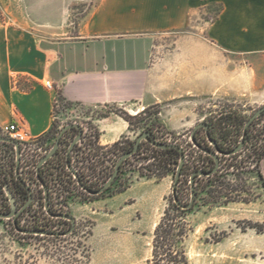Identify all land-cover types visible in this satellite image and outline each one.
Returning a JSON list of instances; mask_svg holds the SVG:
<instances>
[{"label":"crops","instance_id":"crops-1","mask_svg":"<svg viewBox=\"0 0 264 264\" xmlns=\"http://www.w3.org/2000/svg\"><path fill=\"white\" fill-rule=\"evenodd\" d=\"M209 3L219 6L206 28L209 41L176 39L167 46L156 40L184 29L192 12ZM80 4L86 10L70 33V10ZM224 52L264 54V0H0V128L22 123L31 136H42L54 123L59 91L74 105H113L130 114L158 105L161 123L189 129L205 94L216 93ZM17 78L31 81L30 89ZM86 119L99 146L132 139L129 123L112 111ZM135 186L145 210L126 212L135 197L115 206L130 223L148 219V227H135L143 232L156 224L164 185L131 183L111 198Z\"/></svg>","mask_w":264,"mask_h":264},{"label":"rangeland","instance_id":"rangeland-1","mask_svg":"<svg viewBox=\"0 0 264 264\" xmlns=\"http://www.w3.org/2000/svg\"><path fill=\"white\" fill-rule=\"evenodd\" d=\"M218 8V4L209 3L195 10L184 29L158 34L156 40L167 46L176 39L200 38L209 41L206 28L216 16ZM85 10L86 6L83 4L74 6L70 10L68 20L70 33L74 32V27ZM161 50L167 49L161 48ZM221 70V81L216 93L214 96L205 94L197 107L198 113L194 114L196 119L194 125L198 122L228 123L225 115H240L248 119L264 105V54L250 59L246 55L224 52ZM16 83L22 87L32 84L31 81H22L21 78H17ZM209 86L206 79V89ZM112 110L120 111V108L113 105L85 107L74 105L64 99H59L58 106L53 105L55 135L67 123L75 122L86 127L89 138L78 144L74 157L84 159L76 167H81V171H85L84 179L93 182L96 186L102 185L105 175L112 173L114 169L112 163H115L117 158L115 160V156H111L108 162L105 160L106 153L110 155L111 153L107 148L96 144L94 135L97 129L90 124L86 116H100ZM156 110L157 107L152 106L138 114L127 112L133 115L130 140H135L141 132L153 128L157 133L155 139L165 143H179L185 149V162L189 168L182 176L178 188L183 194L182 200L188 201L189 173L195 167L207 165L206 154L194 146L190 139L194 125L185 130H171L158 120ZM251 123L254 140L259 145L264 141V110ZM0 137L9 136L0 128ZM197 138L202 144L210 145L204 129H199ZM54 142L55 137L45 139L41 145L42 149H49ZM10 148L9 145L0 143V167L2 171L14 174L15 154ZM218 156L221 169L231 161L234 163L240 159L245 160V152L235 159L220 153ZM154 162L155 156L151 147L143 143L142 148L123 163L121 172L118 173L119 176L111 187L98 195H91L81 189L75 178L69 176L65 170H61L57 164L50 165L48 172L51 171V174L47 176L55 177L56 181H51L49 187L58 206L63 210L67 209L74 218V233L57 239L46 234L26 235L13 228L11 219L0 218V264H83V243L89 254L88 264H149L151 235L155 226L143 232L136 230L135 227H148L149 220L145 218L146 220L138 223H130L123 220L122 211L115 206L116 201L119 202L123 197H126V200L135 197L137 199L135 205L126 212L134 210L143 212L145 205L140 199L141 190L135 186L116 199L111 197L117 190L130 186L131 183L136 185L162 180L165 194L155 210L157 224L164 208L172 202L171 188L174 177L173 165L170 163L166 165L167 174L159 180L147 175L142 176L140 173L147 174L154 169L153 166H148ZM21 163L24 167L22 170L19 168L18 175L23 176L31 187H37V182L30 172L31 170L33 172L30 164L33 165L35 162L31 161L28 165ZM248 165L238 175L237 170L232 166L229 168L230 173L227 174V179L241 188V197L244 200L210 205L206 202L208 193L204 190L200 194L198 205L188 212L187 219L192 227L185 242L189 264H264V231L257 232L249 227L251 222L264 224V181L258 174L259 171L264 177V157L258 165L255 166L253 162H249ZM199 180L204 184L206 178L201 176ZM2 200L0 189V203L3 202ZM36 213L39 214L38 210ZM31 217L32 212L29 211L23 218L29 223ZM51 222V227L55 228V231L63 232L69 227V224L63 220L52 219Z\"/></svg>","mask_w":264,"mask_h":264},{"label":"trees","instance_id":"trees-1","mask_svg":"<svg viewBox=\"0 0 264 264\" xmlns=\"http://www.w3.org/2000/svg\"><path fill=\"white\" fill-rule=\"evenodd\" d=\"M30 87L31 86H25V87L20 86V88H22L23 90H28L30 89ZM57 93H58L57 97L60 100H63L61 93L59 91H57ZM155 106L157 107V110H156V115H157L159 113L160 107L158 105H155ZM112 112L123 117L129 123V127L131 129V126L133 124L131 123V118L133 115H130L129 113H127L125 110L121 108H120V111L112 110ZM138 113L139 112H137V114ZM105 115L106 113L102 114L101 116H105ZM227 116L228 115H225V118H227L228 123H209L208 136L210 139L214 140V142L216 143L215 146L211 144L204 145L200 142V140L197 138L199 129L195 132L193 136V140L200 147L206 148L209 151H216V149H218L219 151L222 152L220 154H223V155H226L228 152L232 151L240 143V141L243 140L242 148L238 152L229 154L227 156L231 159H235L242 152H245V160L243 161V159H240L238 162H234V163H232L231 161L229 163H226L223 166L224 169H221L219 166V162H220V159H219L218 167L215 171H213L208 176L202 175L206 178V181L204 184H202L201 180H199L201 176L195 175V179H194L195 201H194L193 206L189 209L182 208V205L188 203L190 200V183L188 186V189H189L188 201L182 200L183 194L181 193V191H179V188H178L181 182L182 176L185 175L186 171L189 168V166H187V163L184 162V165L181 169L180 177L176 184V197L178 199V203H175L173 201V196H172V202L170 203L168 207L164 208L159 221L157 222V224L155 225L152 231L151 254L148 260L149 264H189V258H188L185 242H186V239L190 231H192V227L187 219V215H188V212L191 211L194 206L198 205V201L201 198L200 194L204 190L208 193L206 202L210 205L218 204V203L226 204L231 201L244 200V198L241 197V188L236 187V185H234V183H232L230 179H227V174L230 173L229 168L233 166V168L237 170L236 174L238 175L243 172L242 170L245 167L249 166L248 165L249 162H253L255 166L258 165V163L264 157V141L259 145L256 144V141L254 140V135L252 134V131H251L252 123H250L248 126L245 127V124L248 119H244L240 115H233V116L229 115L228 117ZM232 121H235V122L232 123ZM81 128H82V136L80 138V141L75 144L72 151L77 148L80 142H82L86 138H89V136L87 135V131L84 130V125H82ZM148 131L150 132L151 134L150 137L152 139L157 138V135H156L157 133H155V129L149 128ZM77 132H78V129L76 127H71L68 130H66L60 138L59 146L57 150L55 151V153L53 154V157L48 159L40 167L39 171L36 173L40 183H44L47 188H49L51 181L52 182L56 181L55 177H47L46 175L45 169L49 168L50 165L57 164L58 166H60L61 170H65L69 176H72L71 172L67 171L66 169L67 165L65 161V158H66L65 153H66L68 144L70 143V141L73 139V137L76 135ZM55 134H56V131H55L54 123H53L52 127L45 134H43L41 138L47 139L49 137H56ZM94 137L96 140L95 142L97 144L98 131L95 132ZM133 142L134 140L132 141L128 138L122 137L121 139L107 146L106 148L110 151L111 155L109 153H106L105 160L108 162L111 156H115V160L116 158L118 159L123 153L132 149ZM160 142H163V141H160ZM143 143H147V145L151 147V151L155 156V162L152 163L151 165H148V166L154 167V169L150 173H147V174L140 173V174L142 176L147 175L148 177H155L157 180H159L167 174L166 165L170 163L171 165H173V177H174L176 168L179 163L180 154H181L178 147L179 146L181 147V145L179 143L171 142L173 144H176L177 146H172V147L162 149V148L152 146L150 143L146 141H142L140 143L138 151L142 148ZM181 148H182V152L185 155V149H183V147ZM199 150L201 151V149ZM73 153L74 152L70 153L68 160L70 161L71 166L73 167L74 171L77 174V176L75 177V181L81 189L91 194L89 191H96L101 187V185L99 186L98 184L96 186L93 182H89L87 179H84L85 171H81V167H76V165L80 162H83L84 159L82 160L79 158H75L73 156ZM204 153L206 154L205 156L207 159V165L202 166V167L201 166L195 167L193 171L189 173V180L193 172L197 170H201L206 173V172L212 171L213 168L215 167L214 158L210 154L206 152ZM115 163H112V165L115 166ZM123 163L121 164L120 168L122 167ZM86 168H89V166L88 167L86 166ZM119 172H121V170H119ZM49 173L51 174V171L48 172V174ZM231 173H233V171H231ZM258 174L260 178L262 179V181H264L263 179L264 177L261 173H259V171H258ZM110 175L111 173H108V175H105L101 184H103ZM118 176L119 175L116 176L113 182L116 181ZM26 185H27V182L24 180L22 176L20 177L18 174H12L10 172V177H8L4 171L0 173V189L2 192V199H3L2 200L3 202L0 203V213L10 212V205L8 202V197L5 196L3 188L9 189L12 192L14 199H15V205H21L28 199V193L24 189V187L25 188L27 187ZM82 186L86 188L87 190L82 188ZM109 187H111V185ZM128 187L129 186H125L117 190L115 194L124 191ZM91 195H94V194H91ZM36 210H38L39 214L36 213ZM29 211L32 212V217L35 218L36 220L26 223L25 221H22V220L25 214ZM61 214H70V213L67 209L63 210L61 208H60V211L54 212L51 207L47 211L43 208V203H34L33 201L28 206V208L23 210L22 214L18 215L17 217L10 218V219L12 220L13 228L20 233H23L20 231L22 229L46 230L49 232H59V231H55L56 229L51 227V223H52L51 220L53 218H51L50 216H57L59 217L58 220H63L64 222L69 224L68 229H66L63 232H59V233H65L71 228L72 223L69 219L61 217L60 216ZM249 227L255 229L257 232L264 231V224H261V223L251 222L249 224ZM73 233H74V228L72 229L70 233L66 235H72ZM23 234L32 235L29 233H23ZM66 235L61 234V235H51V236L57 239L60 236H66ZM82 245L84 247L83 264H88L89 262L88 250H87L85 243H83Z\"/></svg>","mask_w":264,"mask_h":264},{"label":"water","instance_id":"water-1","mask_svg":"<svg viewBox=\"0 0 264 264\" xmlns=\"http://www.w3.org/2000/svg\"><path fill=\"white\" fill-rule=\"evenodd\" d=\"M264 110V105H262L261 107H259L247 120L246 124H245V127L248 126L256 117H258L262 111ZM71 127H76L78 129V132L77 134L75 135V137L73 138V140L71 141L69 147H68V152H67V156L69 155L70 153V150L74 147V145L78 142V140L80 139L81 135H82V128L79 124H75L74 123H68L66 125H64L58 135L56 136V139H55V142L54 144L52 145V147L50 148V150L39 160L38 162V166H40L41 164H43L50 156H52L54 154V152L56 151V149L58 148V145H59V142H60V138L62 136V134L68 130L69 128ZM200 128H204L205 130V133H206V136H207V140L209 141V143L213 146L216 145V143L214 142V140L210 139L209 136H208V128H209V123L208 122H198L196 123L192 130H191V133H190V139L192 140L194 146H196L197 148L201 149V151L203 152H206L208 154H210L214 160H215V167L213 168L212 171L210 172H203L201 170H197L195 172L192 173V175L190 176V180H189V183H190V200L188 203L186 204H183L182 205V208L184 209H189L193 206L194 204V201H195V191H194V179H195V175H198V176H202V175H210L213 171H215L218 167V153H222L221 151H219L218 149H216V151H209L207 150L206 148H202L200 147L199 145H197L194 140H193V136L195 134V132L200 129ZM150 132L148 130L146 131H143L141 132L137 137L136 139L134 140L133 142V146H132V149L123 153L116 161L115 163V166H114V169H113V172L111 173V175L108 177V179L101 185V187L96 190V191H89L91 194H99L101 192H103L105 189H107L112 183L113 181L115 180L116 176L118 175L119 173V170H120V166L121 164L130 156H132L134 153H136L139 149V146H140V143L142 141H146L148 143H150L152 146H155V147H158V148H168V147H172V146H177L176 144H173V143H163V142H160V141H157L155 139H152L150 137ZM0 141H9L11 143L14 144L15 148H16V174H18V163H19V152H20V145H19V142L12 139V138H9V137H0ZM243 146V140L240 141V143L230 152H228L226 155H229V154H233L235 152H238ZM181 154H180V158H179V163H178V166L176 168V172H175V175H174V178H173V184H172V196H173V201L175 203H178V199L176 197V184H177V181L180 177V173H181V169L184 165V162H185V155L184 153L182 152V148L179 146L178 147ZM67 167L72 171V174L76 177L77 174L76 172L74 171V169L72 168V166L70 165V162L69 160H67ZM42 186L44 187L45 189V193H46V199H45V205H46V209H48V197H47V188L45 186L44 183H41ZM82 188H84L82 186ZM85 190H87L86 188H84ZM6 193H7V196H8V199L10 201V204H11V207H12V210L8 213H0V218H13L15 216H17V214L19 213V211H16L15 210V199H14V196L12 194V192L9 190V189H6ZM30 202V198L29 200L23 205L22 209L25 208ZM61 217L63 218H66V219H69L72 223L71 225V228L65 232V233H59V232H49V231H46V230H32V229H22L20 230L21 232L23 233H29V234H46V235H66L68 233H70L72 231V229L74 228V225H75V220L74 218L72 217V215L70 214H61L60 215Z\"/></svg>","mask_w":264,"mask_h":264},{"label":"flooded vegetation","instance_id":"flooded-vegetation-1","mask_svg":"<svg viewBox=\"0 0 264 264\" xmlns=\"http://www.w3.org/2000/svg\"><path fill=\"white\" fill-rule=\"evenodd\" d=\"M68 124V123H67ZM75 124H79V123H75ZM81 127L83 124H79ZM60 131V130H59ZM59 133V132H58ZM77 134V133H76ZM58 135V134H57ZM56 135V136H57ZM63 135V134H62ZM82 136V135H81ZM75 137V136H74ZM73 137V138H74ZM10 138V137H9ZM81 138V137H80ZM56 139V137H55ZM73 140V139H72ZM71 140V141H72ZM43 141H45V139H42L40 138L39 142L33 144V145H29V146H23L21 143H19L20 145V152H19V163H18V170L19 168L22 170L23 169V164L21 162H24V164L28 165L29 162H35L33 165L30 164V167L33 168V172L32 170L30 171L32 174H33V179L37 182V187H31L30 184H27L26 188L24 187V189L26 190V192L28 193V199L21 205H15V210L16 211H19V213L17 214L20 215L23 213V210H25L26 208H28V206L31 204V202L34 201V203H43V208L45 210H49V208L51 207L53 209L54 212H58L60 211V207L58 206V202L57 200L53 197L52 195V191H51V188H47V197H48V209H46V205H45V199H46V193H45V189L44 187L42 186V184L40 183V181L38 180V177H37V172L39 171L40 167L50 158L53 157L50 156L43 164H41L40 166H38V162L39 160L50 150V147L49 149L45 148L44 150L42 149V144H43ZM70 141V143H71ZM80 141V139L78 140V142ZM3 142L5 143L6 145H9L11 148L10 150L14 152L15 154V168H14V174H16V148L14 146L13 143L9 142V141H0V143ZM77 142V143H78ZM38 143H40V145H38ZM70 143L68 144L67 146V149H66V153H65V161H66V165H67V160L70 156V153L71 152H74L75 150L72 151V149L70 150V153L69 155L67 156V152H68V147L70 145ZM54 144V143H53ZM52 144V145H53ZM59 146V145H58ZM75 146V145H74ZM57 150V149H56ZM55 153V152H54ZM54 160V159H53ZM70 162V161H69ZM71 165V164H70ZM73 168V167H72ZM66 169L67 171H70L71 172V175L73 178H75V176L72 174V171L66 166ZM6 173V175L8 177H10V172L9 171H4ZM45 172H46V175H48V168L45 169ZM0 173H2V169L0 167ZM22 174V171L20 172ZM23 177V176H22ZM48 177V176H47ZM40 183V185H39ZM46 186V185H45ZM3 191H4V194L5 196H7V193H6V188H3ZM8 197V196H7ZM30 198V202L29 204L22 209L23 205L29 200ZM8 202H9V205H10V211L12 210V207H11V204H10V201L8 199ZM15 216V217H17ZM51 218L53 219H59V217L57 216H50ZM36 219L31 217V222L32 221H35ZM22 221H27L25 218H23ZM29 222V221H28Z\"/></svg>","mask_w":264,"mask_h":264},{"label":"built area","instance_id":"built-area-1","mask_svg":"<svg viewBox=\"0 0 264 264\" xmlns=\"http://www.w3.org/2000/svg\"><path fill=\"white\" fill-rule=\"evenodd\" d=\"M46 86L49 88H52V85L50 83L46 84ZM54 104L56 106L59 105V98L57 97V95L54 99ZM1 130L5 131L6 135L18 141L23 146L33 145L39 142L41 138V136H35V137L31 136L22 123L12 122V123H9L5 128ZM84 130L86 131L85 126H84ZM73 156H74V153H73Z\"/></svg>","mask_w":264,"mask_h":264},{"label":"bare ground","instance_id":"bare-ground-1","mask_svg":"<svg viewBox=\"0 0 264 264\" xmlns=\"http://www.w3.org/2000/svg\"><path fill=\"white\" fill-rule=\"evenodd\" d=\"M137 113V112H136ZM135 114V113H134Z\"/></svg>","mask_w":264,"mask_h":264}]
</instances>
